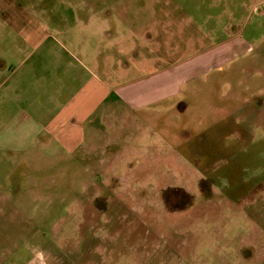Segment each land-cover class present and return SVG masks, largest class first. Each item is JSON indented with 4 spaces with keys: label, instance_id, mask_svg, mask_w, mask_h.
Wrapping results in <instances>:
<instances>
[{
    "label": "rangeland",
    "instance_id": "obj_1",
    "mask_svg": "<svg viewBox=\"0 0 264 264\" xmlns=\"http://www.w3.org/2000/svg\"><path fill=\"white\" fill-rule=\"evenodd\" d=\"M76 10L108 44L161 34L133 77L166 72L85 153L0 154V264H264V0H0V59Z\"/></svg>",
    "mask_w": 264,
    "mask_h": 264
},
{
    "label": "crops",
    "instance_id": "obj_2",
    "mask_svg": "<svg viewBox=\"0 0 264 264\" xmlns=\"http://www.w3.org/2000/svg\"><path fill=\"white\" fill-rule=\"evenodd\" d=\"M71 13L72 26L63 25L61 15L55 25L5 26L4 33L10 28L5 34L14 35L13 41L3 40L5 56L0 59V154L21 155L51 145L66 154L85 153L124 110L130 115L153 102L150 80L166 69L140 79L133 76L136 67L146 70L152 59L163 63L165 55L154 44L156 39L162 48L161 34H136L135 44H143L136 45V52L124 48L121 35L107 43L112 35L106 31V18L111 14ZM112 31L114 38L117 32ZM139 83L144 86L136 90Z\"/></svg>",
    "mask_w": 264,
    "mask_h": 264
},
{
    "label": "flooded vegetation",
    "instance_id": "obj_3",
    "mask_svg": "<svg viewBox=\"0 0 264 264\" xmlns=\"http://www.w3.org/2000/svg\"><path fill=\"white\" fill-rule=\"evenodd\" d=\"M264 177V176H263ZM262 178V177H261Z\"/></svg>",
    "mask_w": 264,
    "mask_h": 264
}]
</instances>
